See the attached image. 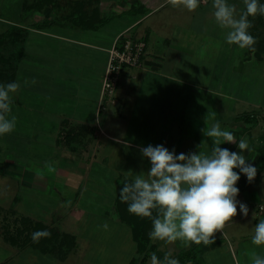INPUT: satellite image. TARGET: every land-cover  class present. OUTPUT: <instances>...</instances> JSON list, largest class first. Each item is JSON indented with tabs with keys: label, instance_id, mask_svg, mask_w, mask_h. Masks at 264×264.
Returning a JSON list of instances; mask_svg holds the SVG:
<instances>
[{
	"label": "rangeland",
	"instance_id": "1",
	"mask_svg": "<svg viewBox=\"0 0 264 264\" xmlns=\"http://www.w3.org/2000/svg\"><path fill=\"white\" fill-rule=\"evenodd\" d=\"M209 1L201 0L202 3ZM24 2L26 4L33 2L35 6L32 5L28 10H22ZM227 2L236 6L237 14L245 9L243 0H227ZM258 2L264 4V0H258ZM136 11L134 0H0V34L12 26L20 29L8 36V45L6 42L0 44V85L9 83L4 80L7 79L6 76L12 75L18 70L15 81L20 84L18 91L11 94L12 112L10 115L16 116V127L10 134L0 136V264H129L134 256H136V262H140L143 258L142 254L138 253L137 255V252L132 250L134 246L115 250L105 247L108 245L107 241L88 244V234H92L91 232L95 234V231L92 229V220L90 222V208L86 205L90 204L91 210L101 211L105 207L106 201L96 199L94 201L97 202L93 204L78 201L72 207L73 202L67 197L64 203H58L57 206L58 197L35 191L24 184L25 177L28 179L31 174L41 173V170L44 169L41 167L44 165L57 167L60 157L59 150L69 149L71 151L73 146L77 148L83 146L85 149L91 144L89 142L95 138V134L92 136L89 131L92 126L77 132H74L75 129L73 128L71 129L73 132L70 130V133H65L66 130L63 128L65 124L61 123L60 118L62 116L70 117L76 104L82 107L83 104L90 103V100L85 99L84 96L90 97L94 91H84V93L79 90L76 91L75 84L79 82V79H82L80 83H84L85 90H87L88 85L90 89L93 87L88 83L89 71L87 72V69L89 67L84 64L82 59H79L78 52L68 51L58 55L59 43L67 44V41L42 36L41 39L38 38L42 41L35 42L30 59H16L19 55L16 54L25 47L27 41L26 28L29 25L35 26L49 20L51 24L54 21L50 27L45 28L49 32L54 31L69 36L73 33L71 31L73 28L80 29L88 26L89 30L101 28L103 29L102 33L113 37L129 31L122 30L138 17ZM69 13H76L77 17L82 16L77 22L73 21L74 17L65 20ZM213 18L214 16H211L207 23L211 25L209 27L211 30L214 27ZM249 19L253 24L249 31L257 40L256 51L252 53L246 49H236L240 63L244 66H242L241 72L233 75L232 79H230L231 72L223 74L222 99L217 102L218 108L214 115L215 119L225 118L224 112L229 109L226 113L229 115V112L236 108L242 114L255 115L259 118L254 122L238 120L233 125L234 133H247L248 129H251L252 132L249 133L256 134V140L253 143L254 151L251 150L250 153L248 151L246 154L245 151L240 153L251 163H255L260 155L258 151H260L261 145H264V16L258 14L255 18L249 17ZM143 26L144 24L137 26L132 31L139 34ZM174 26L177 29L178 25L175 24ZM227 31V29H221V35L218 34V39L221 38V43L223 42V64L225 63L224 56L228 54L226 48L230 46L226 42ZM119 32L121 33L119 34ZM217 32L218 28L215 34ZM197 36L200 35L195 34L191 39V43L197 42L196 48L194 47L196 50V59L194 58L196 67L198 57L201 58L205 53L204 46H210L209 48L215 50L216 48L219 49L220 43L218 40L215 42L213 39L210 40L209 37L206 39ZM31 47L26 46L27 51ZM218 49L216 52L214 51L216 55H218ZM214 52L207 51L208 55H214ZM127 70L128 68H125L124 73ZM194 70L195 67L190 73H187L186 70L180 69L183 80H188L185 83L191 82L194 85V82H197L195 85L197 86L195 89L197 94L190 95L192 110L196 108L194 107L195 104L200 106L204 102L195 101L202 95V91L198 89L200 81H202V85H206L199 74H193ZM122 79L123 77L119 79V83H122ZM33 80L36 81L35 84H32ZM25 81H28L27 85H25ZM142 81V79L133 80L134 83ZM119 83L118 85H120ZM120 87L121 85L117 87L113 97L119 99V103L121 102L118 95ZM135 92L142 97L144 96V93L140 92V87H137V91H134L133 95L136 94ZM147 92L152 94L150 89ZM163 93L159 95V98H164L162 100L164 105H158L162 111L157 116L148 119L150 120L148 125L142 123L145 127H149V131L156 126L180 124L176 117L180 118L181 116L178 115L180 113L175 106L171 107V104L170 107L167 106L168 112L165 111L167 108L165 104H169V101L165 99L166 91ZM184 95H187L186 98H188L187 89ZM43 96L47 99H44ZM137 99L138 101L142 100L141 97ZM210 99H214V96H210ZM44 102L47 105H42ZM220 102H222L221 105ZM102 103L104 104L103 113L98 118L96 117L95 121L96 123L99 122L98 125L106 132L107 125L104 120L106 113L111 112L116 117L118 106H111L113 103L107 98ZM176 103L175 100L174 105ZM188 103L189 101L186 104ZM211 104L213 103L211 102ZM211 104L207 106L205 103L207 108L213 112ZM127 112H130V108ZM96 130L93 128L92 132H97ZM125 133L131 132L125 131ZM175 133L187 132L175 131ZM208 146L209 143L206 145L205 152H210L213 144ZM220 147L231 151V148L224 143ZM238 182L243 184L242 178ZM243 190L246 193L243 194L244 191L239 193L237 200L247 205L249 210L247 217L240 212L238 205L237 215L233 217L232 221L225 224L221 232L215 234L214 243L209 245L193 244L197 247V253L194 256L191 255L190 260L185 258L184 262H190L189 264H252L253 254L264 255V246H256L252 243L254 227L260 220L264 219V173L259 180L245 186ZM119 201L116 202V206H119V213L126 220L132 224L143 221L144 218L130 214L127 204ZM261 205L263 207L260 209ZM77 207L80 209L77 210ZM78 211H86L88 214L87 216L85 214L83 219H79L76 214ZM52 221L57 222V227L63 231L74 230L73 236L77 239L76 248L74 246L75 241L72 244V239L75 238L68 233H60L55 225L54 229L53 226L50 227L48 223ZM93 221L97 222L95 219ZM87 223L90 226L86 227ZM150 224L152 225V221ZM108 226V230L104 234L97 236L104 240L112 238L113 229L110 225ZM97 227L103 228L100 223ZM44 230L51 235L40 238L38 243L34 242L32 234ZM13 239L14 242H12ZM122 242L126 246L130 245V242L125 239H122ZM41 248L54 250L46 251L41 250ZM61 253L68 257H61Z\"/></svg>",
	"mask_w": 264,
	"mask_h": 264
},
{
	"label": "crops",
	"instance_id": "2",
	"mask_svg": "<svg viewBox=\"0 0 264 264\" xmlns=\"http://www.w3.org/2000/svg\"><path fill=\"white\" fill-rule=\"evenodd\" d=\"M134 2L138 17L126 25L122 31L129 30L128 32L132 33L134 37L142 38L146 41L144 66L141 68L126 67L128 68L126 73H124V68L121 75L123 81L119 83L121 85L118 93L120 103L118 102L119 99L113 98L114 94L110 98L108 96L103 98V101L107 98L113 103L111 106H118L115 114L116 117L111 112L106 113L104 118L107 125L106 132L98 125L99 122L96 123L95 119L103 113L102 107L104 104L101 100L103 74L108 61V50L117 36L109 37L105 33H102L103 29L101 28L91 30H85L82 27L80 29L73 28L71 30L73 33L71 32L72 34L69 36L54 31L49 32L47 29L35 28L30 25L26 28L27 41L25 47H32L29 51H27L28 48L26 49L25 57L31 55L32 51H34L35 42L42 41L38 39H41L42 36L68 42L67 44L59 43L57 48L58 55L59 53L68 51L81 53L80 55L78 54V57L89 67L87 69V72L89 71L88 83L93 89H90L88 85L87 90H85L84 83H80L82 79H79V82L75 84L76 91L79 90L81 93H84V91L93 90L94 92L90 97L84 96L85 99L90 100V103H85L82 107L76 104L73 111H71L73 114L70 117L62 116L60 121L65 124L63 127L66 130L64 131L65 133H70V130L73 128L75 129L74 132H77L81 128L85 130L88 126H92V129H89V131L92 133V136L95 134V138L89 142L91 144L85 149L83 146H81L82 148L73 146V148L71 147V151L69 149H64V151L59 150L60 157L58 158L57 167L44 165V167H41L44 168L41 170V173H34L36 175L31 174L28 179L25 177L23 182L35 191L58 197L56 201L57 206L58 203H64L67 197L72 200V207L78 201L91 204L97 202L94 201L96 199L106 201L105 207L101 211L91 210L90 204L86 205L90 208V222L92 220V224L96 226L91 224L95 234L94 232L88 234V244L107 241L108 245H105V247L115 250H123L125 247L134 246L132 250L136 251L138 255V245L134 239L133 229L123 219L122 214L119 213V206H116V202L118 203V200H120L119 192L123 184L131 180L127 172L132 171L134 174H139L142 171L146 173L150 169V161L142 156L140 148L147 147L148 145H163L169 151L174 150L177 155L180 153L198 152V150L205 151L206 145L209 143V146H212L213 142L211 138L203 135L202 130L206 126L211 127L216 121L221 123L222 129L232 132L237 141L241 138L246 139L252 152L254 151L253 143L256 140V134L249 133L252 132L251 129H248L247 133H234L233 125L238 121V117L243 115L236 108L235 110L232 109L229 115L226 114L229 109L224 112L225 118L215 119L214 112L218 108L217 102L222 99L223 74L231 72L230 79H232L233 75L235 76L241 72L244 65L240 63L239 56H237L236 49H238V46L236 45H230L226 48L228 54L224 56L225 63L223 64V42L221 43V38L218 39V34L221 35V28L217 25L214 18L212 30L209 28L211 25L207 24L210 21V17H213V0L206 3H202L200 0L198 8L193 12H189L182 5L173 6L167 0H134ZM158 23L160 24L158 25ZM143 24L144 26L141 28L139 34L132 31L133 28L135 29L137 26ZM175 24L178 25L177 29L174 26ZM217 28L218 32L215 34ZM194 33L200 35L197 37L206 39L209 37L214 42L215 40L220 42L219 49L216 48L214 50L209 48L210 46H204L205 53L201 58L198 57L197 67L194 60V58L196 59L195 45L197 42L191 43V39L195 35ZM47 47L44 48L47 49ZM217 49L219 50L218 55L215 54ZM208 50L215 51L214 55H208ZM194 67L193 74H199L207 86L202 85V81L199 80L200 87L198 89L202 91V95L195 101L204 102L200 106L195 104L194 107L196 108L192 110L191 106L193 107V105L190 102V95L197 94L195 92L197 82H194V85L191 82L185 83L188 80H183L180 69L190 73ZM136 79H142L143 81L134 83L133 80ZM137 87H140V92L144 93L143 97L138 95L137 92L133 95L134 91H137ZM149 89L152 94L146 93ZM186 89L188 98H186L187 95H184ZM162 91H166L165 99L169 101V104H165L166 107H170L172 104L171 107L175 106L178 113H180L178 115L181 117H176V120L180 124L156 126L150 129V132L149 127H145L144 125H148L150 121L148 119L157 116L162 111L161 107L159 108L162 104L164 105L162 103L164 98H159V95L164 94ZM208 94L214 96V99H210ZM43 97L47 99L45 96ZM138 97H141L142 100L138 101ZM175 100L177 103L174 105ZM188 101L189 103L186 104ZM205 103H207V106L208 104L213 106V112L207 108ZM42 105H47V103L44 102ZM129 108L130 112L128 113ZM165 111L168 112V107ZM93 128L97 129V132H92ZM125 131H130L131 133H125ZM175 131L187 133H175ZM202 142L204 143L202 144ZM224 144L230 147L231 151L238 154L241 153L236 144ZM244 151L245 154L248 152V150ZM246 160L248 161L249 159ZM245 193L244 191L243 194ZM261 207L263 205L260 206V209ZM79 209L77 207V210ZM76 214L77 218L83 219L85 214L87 216L88 212L78 211ZM93 219L102 226L105 223L110 225L114 233L112 238L104 240L98 237L107 230L97 227L98 223L94 222ZM56 223L52 221L48 224L50 227L53 226V229L55 225V228L60 233H68L72 236L75 234L72 229L68 231L61 230L57 227ZM87 226H90V224L87 223ZM151 229L152 225L149 232ZM73 237L75 238L76 244L74 246L76 248L77 239L75 236ZM122 239L129 241L130 245L126 246L123 242L121 243ZM193 244L185 247L180 241L168 243L150 239L149 249L153 250L149 251L146 264H151L150 257L153 252L156 253L158 259L161 261H163L164 255L170 252L172 258L179 260V264H189L190 262L185 261V263L181 261L180 256L189 252L194 247ZM135 257H132L131 261ZM131 261L129 264H131Z\"/></svg>",
	"mask_w": 264,
	"mask_h": 264
},
{
	"label": "clouds",
	"instance_id": "3",
	"mask_svg": "<svg viewBox=\"0 0 264 264\" xmlns=\"http://www.w3.org/2000/svg\"><path fill=\"white\" fill-rule=\"evenodd\" d=\"M167 2L173 6L182 5L193 12L200 0ZM243 3L245 9L237 14L236 6L227 0H213L212 14L217 25L228 30L226 42L229 45L254 53L257 40L249 31L253 27L249 17L264 16V4L258 0H243ZM24 83L27 85L28 81ZM35 83L33 80L32 84ZM19 88L18 82L0 85V136L10 134L16 127L17 118L10 115L11 94ZM202 131L213 142L210 152L198 150L177 155L163 145H148L141 147L140 152L150 161V169L139 174L127 172L131 180L123 184L119 192L120 201L127 204L130 214L151 219L152 229L148 234L151 240L180 241L185 247L193 243L209 245L214 243L215 234L237 215L238 205L240 212L245 217L248 215L247 205L237 200L239 188L236 184L240 173L252 182L257 169L244 155L220 147L222 143H232L241 153L244 150L251 152L247 140L241 138L237 141L232 132L221 128L219 121ZM234 169H239V172ZM108 227L107 223L103 225L105 230ZM50 235L46 230L36 231L32 239L38 243L40 238ZM252 243L264 246V219L255 225ZM150 261L151 264H179L170 252L164 255L163 261L153 252ZM252 264H264V255L253 254Z\"/></svg>",
	"mask_w": 264,
	"mask_h": 264
},
{
	"label": "trees",
	"instance_id": "4",
	"mask_svg": "<svg viewBox=\"0 0 264 264\" xmlns=\"http://www.w3.org/2000/svg\"><path fill=\"white\" fill-rule=\"evenodd\" d=\"M32 5H33V2L32 3H28L27 2V4H26V2H24L23 5H22V10H28L29 7L31 8ZM33 6H35V5H33ZM33 8L35 9V7H33ZM75 14L76 13H74V14L69 13V15L67 14L65 20H70L71 17H74L75 19H73V21L77 22V20H79L82 15L80 14L81 16L79 15L80 17H77ZM53 22H52V24H53ZM52 24L49 22V20H45L42 23H39V24H36L35 26L34 25L33 26L35 28H44L45 29L47 27H50V25H52ZM83 29L86 30V29H90V28L88 26H84ZM16 30H20V29H16V28H14L12 26L6 32L1 33L0 34V44H4L5 42L7 43V39H9L8 36L11 33L14 34V32ZM7 45H8V43H7ZM21 51H19L16 54V55L19 54L16 57L17 60L18 59L19 60H22V59L25 60V59H30L31 58L32 55H29V56L27 55V57H25L26 56V47H23V49ZM37 59H38V56H37ZM18 71H16V72H18ZM16 72H13L12 75H7L6 76L7 79H4V80H7L9 83L10 82H16L15 79H16V77L18 75V73H16ZM257 119H259V118H257V116H255V115H251L250 116L248 114H243V115L238 117V120H250V121H253V122H254V120H257ZM81 129H83V128H81ZM259 152H260L259 158L256 160L255 163H251L250 160H248V163H251L257 169L256 177L254 178V180L252 182H248L247 177L245 175H244V177H242V173H240V179L242 178L243 184H240L238 182L237 187L239 188V192H241L245 188V186L253 184L257 180H259L261 178L262 173H264V145H261L260 151H258V153ZM235 171L239 172V169H235ZM123 219L126 220L125 218H123ZM144 219H146V220H144ZM144 219H143V221L138 222L136 224H132L131 222L126 220L131 225V227L133 229L134 239L136 240L137 245H138V253L143 255V258L140 260V262H136L135 261L136 259L134 258V259H132L131 264H145L146 261H147V258H148L149 251L153 250V249H149L150 238H149V235H148L149 234V230L151 228V224H150L151 223V219L150 220L148 218H144ZM64 238H66L65 235H64ZM72 241H73L72 242V244H73L75 239L74 240L72 239ZM12 242H14V239H13ZM62 242H64V241H62ZM196 249H197V247L194 246L189 252L182 254L180 256V260L184 261L185 258H188V260H190L191 259L190 258L191 255L194 256L197 253ZM41 250L52 251L54 249H52V248H48V249L41 248ZM60 256L63 257V258L65 257L63 253H61Z\"/></svg>",
	"mask_w": 264,
	"mask_h": 264
},
{
	"label": "built area",
	"instance_id": "5",
	"mask_svg": "<svg viewBox=\"0 0 264 264\" xmlns=\"http://www.w3.org/2000/svg\"><path fill=\"white\" fill-rule=\"evenodd\" d=\"M147 43L129 32L117 36L108 50V61L102 80L101 100L110 98L117 89L124 68L144 66V55Z\"/></svg>",
	"mask_w": 264,
	"mask_h": 264
}]
</instances>
